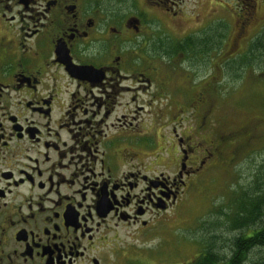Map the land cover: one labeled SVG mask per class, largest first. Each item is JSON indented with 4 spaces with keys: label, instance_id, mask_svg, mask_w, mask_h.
Listing matches in <instances>:
<instances>
[{
    "label": "flooded vegetation",
    "instance_id": "1",
    "mask_svg": "<svg viewBox=\"0 0 264 264\" xmlns=\"http://www.w3.org/2000/svg\"><path fill=\"white\" fill-rule=\"evenodd\" d=\"M239 6L248 11L238 30L264 32V0ZM229 7L224 0H0V264H152L141 245L167 223L188 178H206L205 161L191 154L198 141L189 154L180 144L188 171L165 174L161 147L152 159L160 143L149 152L134 143L140 125L117 111L143 109L135 94L153 85L151 96L165 92L175 49L192 72L190 99L201 94L212 104L215 54L187 50L247 46L251 37L231 43L227 35ZM205 104L193 106L197 116ZM193 131L184 136L197 138Z\"/></svg>",
    "mask_w": 264,
    "mask_h": 264
},
{
    "label": "rangeland",
    "instance_id": "2",
    "mask_svg": "<svg viewBox=\"0 0 264 264\" xmlns=\"http://www.w3.org/2000/svg\"><path fill=\"white\" fill-rule=\"evenodd\" d=\"M224 1L230 4L229 18L232 27L227 35H230L231 43L247 40L252 34L251 26L243 29V32L238 29L248 10L240 8L241 0ZM259 11L263 18L264 9ZM193 22L188 21L192 25L198 24ZM225 49L226 53L222 57L219 51H214L213 48L208 50L211 55L215 54L212 65L215 74L211 78L214 91V98L210 99L212 104H205V97L201 94L193 95L194 99H190L192 91L186 90L191 88H186L185 75L192 72L182 62L183 56L177 54L171 57L174 60L167 65L168 73L172 75H168L164 93L159 97L151 96L153 85L150 91L135 94V105L144 107L143 109L137 108L136 113H128L120 107L117 111L122 121L131 120L136 126L140 125V133L131 136L134 143L140 142L147 147L146 151L153 147L152 141L160 143L159 146L155 145L159 151L152 159L160 155L161 147L166 158L161 170L165 174L175 175L178 169L182 174L188 171L185 164H180L184 156L180 148L181 145L186 150L191 148L195 145V140L198 142L191 154L199 162L205 161L203 172L206 178H188V182L181 187L180 200L167 214V223L155 232L157 235L146 238L150 240L149 247L141 245L148 257L150 255L152 264H185L191 260L200 251L201 240L205 242L204 234H208L200 230V224L205 223L206 226L204 220L213 221V216H216L214 212L219 206H223L221 203L226 200L228 193L232 197L231 192L238 190V185L250 183L254 169L264 160V68L254 67L253 71L249 69L235 79L226 73L230 70L225 69L222 74L220 67L225 58L241 51L233 45L228 49L223 48ZM191 64L193 65L192 62ZM195 67H198L200 74L207 68L204 63ZM122 97L127 98L124 95ZM201 103L205 105L197 116L193 106ZM192 129L197 138L192 137L193 135L184 136ZM206 150L211 151V155L205 154ZM187 153L189 154L188 150ZM194 159L195 157L190 158L192 161ZM183 161L186 163V160ZM187 164L190 165L189 162ZM195 165L198 167L197 163ZM208 165L210 168L207 170L205 167ZM212 233L222 235L216 240V245L224 241L226 234L221 229L209 232ZM263 253L264 246L252 250L250 256L254 259Z\"/></svg>",
    "mask_w": 264,
    "mask_h": 264
},
{
    "label": "trees",
    "instance_id": "3",
    "mask_svg": "<svg viewBox=\"0 0 264 264\" xmlns=\"http://www.w3.org/2000/svg\"><path fill=\"white\" fill-rule=\"evenodd\" d=\"M224 34L221 35V39ZM219 39H216L218 43ZM247 46L235 55L225 58L221 63V72L227 70L232 78H240L249 69L254 67L264 68V32H261L248 40ZM209 48L198 50L189 49L187 52H199L203 55ZM224 56L226 50L215 48ZM183 52V49L169 51V57ZM186 52V50H185ZM253 71V70H252ZM237 80V79H236ZM238 190L232 191V197L226 196L214 212L213 221H206L207 225L200 224V230L207 232L205 242L201 240V249L185 264H264V253L252 258L250 254L255 248L264 246V160L258 168H255L250 183L240 184ZM224 207V208H223ZM219 216V219H217ZM221 229L226 236L224 241L216 245V240L221 234H209V232Z\"/></svg>",
    "mask_w": 264,
    "mask_h": 264
}]
</instances>
